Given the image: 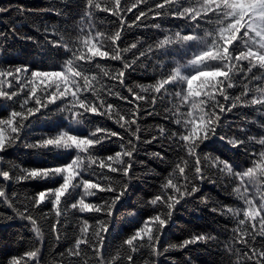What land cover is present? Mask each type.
I'll list each match as a JSON object with an SVG mask.
<instances>
[{
	"label": "snow or ice",
	"instance_id": "6c2138e0",
	"mask_svg": "<svg viewBox=\"0 0 264 264\" xmlns=\"http://www.w3.org/2000/svg\"><path fill=\"white\" fill-rule=\"evenodd\" d=\"M103 11L111 12L118 18V26L115 31L107 34L95 29V27L81 28V35L73 41L60 37L57 47H63L70 55L59 71L33 70L30 80L21 81V74L27 73L28 68L17 67L15 69L0 70V106L9 111L6 118L0 119V154H6L9 149L15 148L21 142V133L30 127L29 119L42 109L48 110L49 106L57 109L50 115H62L69 127L53 136H44L35 143H23V147L36 152L48 154H68L69 159L62 164H53L48 167L20 168L12 165L11 168L0 167V178L4 181L20 183L22 181L42 182L46 187L39 191L31 200L33 208L50 204L55 211L56 223H60L62 204L68 205L78 213H103L110 218L115 206L122 200L128 191L125 182L118 188H113L111 174L131 179L129 173L132 169L134 154L138 152L137 144L141 142L140 128L137 124L139 118L138 101L145 100V96L139 94L126 83V72L135 71L150 55L157 52L162 56H169V50L174 55L168 61L171 67L164 62H157L155 68L160 69L162 77L154 85L143 88V92L153 93L150 103L156 104L157 94L161 99L168 94V87L179 88L173 95L179 103L172 109H168L165 119L171 118L180 127L179 132L166 133L161 126L159 137L152 136L151 140L143 143H152L158 139L168 141L166 147L179 149L188 159L180 157L175 164L173 173L178 175L182 184L174 183L168 178L163 188L167 192L155 195L147 203L150 206H158V210L152 216L143 221V226L138 228L130 237L124 240L130 253L139 252L142 247L149 249V260L145 264H156L158 258L170 249L161 248L160 238L165 229L173 223V215L177 205L186 198H193L200 192V186L206 180H210L209 172L213 168L217 173L231 177L238 181L239 185L233 191L243 200L241 209L227 208L226 214L239 217L238 224L244 225L247 221L250 231L246 232L247 238L237 236V241L246 246L247 251L240 253L243 259H237L234 264H264V244L254 247L257 236L264 239V137L258 141L250 137L240 129L243 138L230 135L221 123V117L226 112H231L239 107L259 106L264 109V86L249 88L253 81H261L264 84V0H103ZM143 5L147 11L140 10ZM87 11L84 20L91 25L92 9H100L101 3L97 0H86ZM137 9L131 24L125 22V15ZM8 11L0 7V13ZM122 13H124L122 15ZM59 14V13H57ZM150 16L163 18L170 16L177 20H183L188 28L187 34L173 31L171 35H164L163 39L155 44H147L137 40L123 48L122 33L126 28L149 27L145 21ZM84 21H82L83 23ZM202 23H207L211 31L199 32ZM152 27L160 28V24ZM5 33H0V39H6ZM199 45L195 51L190 52V59L183 63L177 56L190 49V46ZM139 46V47H138ZM107 48V50H104ZM135 50V51H133ZM123 53H131L129 59ZM110 58L112 61H120L121 68L114 70L111 80L118 83L133 97L115 93L119 99L133 104L134 109L120 115L113 111V105L101 99L99 89L94 86L99 81L96 76H90L89 65L97 58ZM94 67L99 69L103 76H109V72L101 68L99 64ZM151 65H145V70ZM246 67V71H245ZM253 69L261 71V77L253 73ZM252 74L251 76L249 74ZM242 77L237 80V77ZM11 77V80L7 78ZM17 90H12L13 83ZM195 84V86H194ZM239 86L240 95L230 99L229 90ZM103 88V85H100ZM163 90V92H162ZM23 93V98L21 94ZM109 94H111L109 89ZM91 95V99L89 98ZM250 97V98H249ZM59 101V104L57 103ZM223 101V102H221ZM31 103V107L29 104ZM63 105V107H61ZM106 105V107H105ZM180 105H184L187 111L180 112ZM19 109V110H17ZM150 115L152 113H149ZM89 115L112 118L115 115V124L127 133V139L119 132L98 125L88 129L87 134L76 133L73 126H85V120ZM218 129L220 131H218ZM117 138L120 143V151L114 155L99 157L95 154L101 151L106 142ZM219 139L232 149H243L250 157L251 166L243 170H237L239 165L220 157L205 156L204 149L208 143ZM259 144L260 151L250 152L252 145ZM154 157L164 160L160 153H153ZM191 160V165H189ZM203 160V167H202ZM0 164H7L5 156L0 155ZM97 166V172L92 166ZM13 169L17 170L16 172ZM187 169V172H186ZM107 170V171H105ZM90 178H85V176ZM255 189V195H259V202L249 194V189ZM80 191H77V190ZM243 189V191L241 190ZM112 193L110 199H104L101 203L88 202L89 197L98 196L99 193ZM0 198L2 202L11 207V200L5 186H0ZM215 211L216 209H212ZM27 213V214H25ZM19 218L29 222L37 237L40 229L36 219L25 208L24 212H18ZM11 219V217H8ZM63 227V225H61ZM93 228L96 239L88 238V229ZM110 220H97L94 225H89L88 220H83L80 225L82 239H76L74 248L69 249V255L88 261L81 256V245L92 251L95 264H135L132 254H127L122 259L106 261L103 249L105 236L109 232ZM52 231L56 232V225H52ZM238 231L234 230V232ZM56 238L60 235L56 232ZM211 235L197 234L183 241L179 247H187L197 242L214 240ZM173 248L177 247L175 245ZM232 249L229 248L228 251ZM39 249L27 251L24 256L30 260L39 259ZM87 256V253L84 254ZM9 264H21L20 258H13ZM27 264V262H26Z\"/></svg>",
	"mask_w": 264,
	"mask_h": 264
},
{
	"label": "trees",
	"instance_id": "16d2710c",
	"mask_svg": "<svg viewBox=\"0 0 264 264\" xmlns=\"http://www.w3.org/2000/svg\"><path fill=\"white\" fill-rule=\"evenodd\" d=\"M101 3L100 9H92L91 25L84 20L86 0H0V7L7 8L8 11L0 13V33L6 34V39H0V70L17 67L28 68L27 73L21 74V81L30 80V73L33 70L39 71H59L70 55L63 47L55 46L60 37L65 40L71 38L75 41L80 35L81 28L95 27L96 30L110 34L118 26V18L111 12L103 11V0H97ZM152 0H149V4ZM122 6L124 0H121ZM140 10L147 11L143 6ZM59 13V14H57ZM124 13H122L123 15ZM137 9L128 12L125 15V22L131 24ZM82 21H84L82 23ZM149 27L141 26L126 28L123 33L121 48L140 40L147 44H155L156 41L163 39L164 35H171L173 31H180L181 34H187L188 28L185 27L183 20H177L170 16L163 18L150 16L145 21ZM154 24H160V28L152 27ZM199 34L203 35L204 31H211L212 28L207 23H202ZM199 45L193 44L177 59L183 63L190 59V52L195 51ZM139 47V46H138ZM104 50H107L105 48ZM135 51V50H133ZM169 56H162L159 52L149 56L148 59L141 58L143 63L135 71L126 72V83L139 94L145 96V100L138 101L139 118L137 124L140 128L141 142L137 144L138 152L134 154L132 169L130 170L131 179L125 180L117 174H111L113 181L112 187L118 188L121 184H128V191L122 200L115 206L112 217L108 218L103 213H78L68 205L62 204V215L60 223H56L55 211L50 204L33 208L32 198L39 191L44 190L46 185L37 181H22L13 183L4 181L0 178V186H5L11 200V207L2 202L0 198V264H9L15 257L20 258L21 264H84L83 260L69 255V249L74 248L76 239H82L80 225L83 220H88L89 225H94L97 220L109 219L110 228L105 236V247L103 252L106 261L120 258L123 260L127 254H132L135 264H145L149 260V249L145 246L139 252L130 253L129 248L123 244L124 240L130 237L138 228L143 226L146 217L152 216L158 210V206H150L147 202L154 198L155 195L167 192L163 186L168 178H172L174 183L182 184L178 175L173 173L175 164L179 162L180 157H188L180 152L179 149L166 147V139H158L152 143H143L151 140L152 136L159 137L158 129L163 126L166 133L179 132L181 129L174 123L171 118L165 119L168 115L167 110L172 109L179 103L173 95L179 88L168 87V94L161 99L157 94L155 105L150 103L153 93L143 92V88L154 85L162 77L159 75L160 69L155 68L157 62H164L168 67L171 56L175 53L169 50ZM129 59H132L131 53H123ZM99 64L101 68L109 72L105 77L94 67ZM145 65H151L145 70ZM90 68L89 75L96 76L99 83L94 86L99 89L101 99L113 105V111L120 115H125L127 111L134 109L133 104L119 99L115 93L127 96L128 100L133 97L122 88L118 83L111 80L114 70L121 68L120 61H112L110 58L97 57ZM246 71V67H245ZM257 77H261V71L253 69ZM252 75L251 73L249 74ZM242 77L238 76L237 80ZM11 80V77L7 78ZM264 79V77H262ZM100 85L104 87L101 88ZM195 86V84H194ZM264 86L261 81H253L249 88ZM18 86L14 82L12 90H17ZM109 89L111 94H109ZM163 92V90H162ZM239 86L229 90L230 99L240 95ZM23 98V93L21 94ZM91 99V95H89ZM250 98V97H249ZM223 102V101H221ZM59 104V101L57 102ZM31 107V103L29 104ZM63 107V105H61ZM106 107V105H105ZM19 110V109H17ZM180 112L187 111L184 105H180ZM57 112V109L49 106L48 110L42 109L34 117H30V127L21 133V142H18L15 148L9 149L5 156L7 164H0V167L11 168L12 165H19L20 168L48 167L53 164H62L68 161V154H48L36 152L32 149L23 147V143H35L44 136H53L62 130H67L69 125L62 115H50ZM149 113H152L151 115ZM9 111L0 106V119L6 118ZM115 115L112 118L103 116L89 115L85 120V126H73L76 133L87 134L89 128L96 125L121 132L127 139V133L115 124ZM221 123L224 124L225 130L230 135L243 138L240 129H243L250 137H255L258 141L264 137V109L259 106L239 107L231 112H226L221 117ZM218 131H220L218 129ZM120 141L113 138L111 142H106L103 149L95 155L105 157L114 155L120 151ZM259 144L252 145L250 152L260 151ZM153 153H160L164 160L153 156ZM205 156L220 157L221 159L235 162L239 165L237 170H243L251 166L249 155L243 150H235L227 146L219 139L208 143L204 149ZM191 165V160H189ZM97 172L100 169L93 165ZM203 167V160H202ZM14 172L17 170L13 169ZM107 171V170H105ZM187 172V169H186ZM210 180L204 181L200 186V192L196 193L193 198H186L177 205L173 215V223L166 229L160 238L159 245L161 248L170 249L161 255L156 264H234L237 259L242 260L243 256L239 255L247 251L246 246L237 241V236L247 238L246 232L250 231V226L246 221L244 225H239L238 220L244 219L241 214L236 217L226 214L224 211L231 208L234 211L244 206L243 200L233 191L239 185L238 181H233L231 177L223 176L213 171L208 173ZM85 178H90L85 176ZM243 191V189H241ZM77 191H80L79 189ZM264 191V189H262ZM255 189L250 188L249 194L259 202V195H255ZM112 193L102 192L98 196L88 198V202L101 203L104 199H110ZM28 209L37 221L40 229V236L37 237L29 222L19 218L18 212H24ZM212 209H216L213 211ZM27 214V213H25ZM11 217V219H8ZM56 225V232L60 238H56V232L52 231V225ZM63 225V227H61ZM234 232V230H237ZM197 234L211 235L214 240L207 242H197L187 247H179L184 240L190 239ZM88 238L95 240L93 228L88 229ZM264 244V239L257 236L254 247ZM175 245L177 247L173 248ZM39 249V259L30 260L24 254L27 251ZM231 248V251L228 249ZM87 253L85 257L84 254ZM81 256L88 261V264H95L92 251L81 245ZM123 264H128L126 260Z\"/></svg>",
	"mask_w": 264,
	"mask_h": 264
}]
</instances>
